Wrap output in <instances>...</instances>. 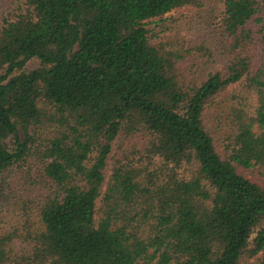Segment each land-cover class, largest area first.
I'll return each instance as SVG.
<instances>
[{"label":"trees","instance_id":"trees-1","mask_svg":"<svg viewBox=\"0 0 264 264\" xmlns=\"http://www.w3.org/2000/svg\"><path fill=\"white\" fill-rule=\"evenodd\" d=\"M218 2L207 71L147 28L204 0H10L0 264H264V0Z\"/></svg>","mask_w":264,"mask_h":264},{"label":"rangeland","instance_id":"rangeland-1","mask_svg":"<svg viewBox=\"0 0 264 264\" xmlns=\"http://www.w3.org/2000/svg\"><path fill=\"white\" fill-rule=\"evenodd\" d=\"M9 3L10 0H0V17L7 11ZM218 8H220L218 0H204V5L200 9L183 8L174 10L167 13L162 20L147 23L151 43L158 44L161 42L172 46L186 47L207 39V44L212 46L215 57L207 65L206 70H222L225 61L219 49L221 42L218 39V33L213 32L214 23L208 21L213 11L218 13ZM37 65V59L33 58L28 60L24 67L31 69ZM202 74L204 73L200 70L198 75ZM114 148L113 154H116L117 147ZM239 172L256 182L261 183L264 181V178L256 172L246 171L242 168L239 169ZM243 264H247L246 261Z\"/></svg>","mask_w":264,"mask_h":264}]
</instances>
